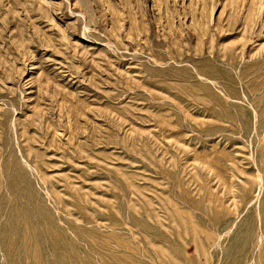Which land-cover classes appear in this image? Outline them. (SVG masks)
Returning <instances> with one entry per match:
<instances>
[{"label":"rangeland","instance_id":"1","mask_svg":"<svg viewBox=\"0 0 264 264\" xmlns=\"http://www.w3.org/2000/svg\"><path fill=\"white\" fill-rule=\"evenodd\" d=\"M0 264H264V0H0Z\"/></svg>","mask_w":264,"mask_h":264},{"label":"bare ground","instance_id":"2","mask_svg":"<svg viewBox=\"0 0 264 264\" xmlns=\"http://www.w3.org/2000/svg\"><path fill=\"white\" fill-rule=\"evenodd\" d=\"M129 1V0H128ZM195 22V21H194ZM253 22V21H252ZM255 24V23H254ZM257 25V24H256ZM197 26V25H196ZM233 27V26H232ZM246 28V27H245ZM252 28V27H251ZM139 29V28H138ZM197 29V28H196ZM236 29V28H235ZM248 28H246V30H247ZM253 29V28H252ZM251 29V30H252ZM198 30V29H197ZM229 30V29H228ZM230 30H232V28L230 29ZM199 31H200V29H199ZM232 31H234V30H232ZM232 33V32H231Z\"/></svg>","mask_w":264,"mask_h":264}]
</instances>
